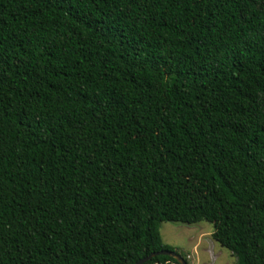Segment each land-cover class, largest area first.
Returning <instances> with one entry per match:
<instances>
[{
  "label": "trees",
  "instance_id": "trees-1",
  "mask_svg": "<svg viewBox=\"0 0 264 264\" xmlns=\"http://www.w3.org/2000/svg\"><path fill=\"white\" fill-rule=\"evenodd\" d=\"M202 221L264 264V0H0V264H189Z\"/></svg>",
  "mask_w": 264,
  "mask_h": 264
},
{
  "label": "rangeland",
  "instance_id": "rangeland-1",
  "mask_svg": "<svg viewBox=\"0 0 264 264\" xmlns=\"http://www.w3.org/2000/svg\"><path fill=\"white\" fill-rule=\"evenodd\" d=\"M165 245L184 254L189 264H236L237 258L213 240V227L207 222L193 225L162 223L160 226Z\"/></svg>",
  "mask_w": 264,
  "mask_h": 264
},
{
  "label": "water",
  "instance_id": "water-1",
  "mask_svg": "<svg viewBox=\"0 0 264 264\" xmlns=\"http://www.w3.org/2000/svg\"><path fill=\"white\" fill-rule=\"evenodd\" d=\"M160 255H168V256H171L174 259H176L180 264H188L184 260V258H182L179 254H177L176 252H171V251H162V252L152 253L149 256H147L146 258H143L140 261H138L136 264H145L148 261H150L152 258H154L156 256H160Z\"/></svg>",
  "mask_w": 264,
  "mask_h": 264
}]
</instances>
